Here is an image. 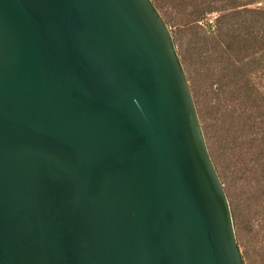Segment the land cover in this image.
Masks as SVG:
<instances>
[{"label": "water", "instance_id": "water-1", "mask_svg": "<svg viewBox=\"0 0 264 264\" xmlns=\"http://www.w3.org/2000/svg\"><path fill=\"white\" fill-rule=\"evenodd\" d=\"M0 264H243L151 0H0Z\"/></svg>", "mask_w": 264, "mask_h": 264}, {"label": "rangeland", "instance_id": "rangeland-1", "mask_svg": "<svg viewBox=\"0 0 264 264\" xmlns=\"http://www.w3.org/2000/svg\"><path fill=\"white\" fill-rule=\"evenodd\" d=\"M167 26L243 264H264V0H151Z\"/></svg>", "mask_w": 264, "mask_h": 264}]
</instances>
